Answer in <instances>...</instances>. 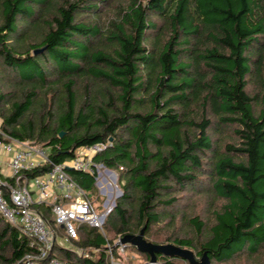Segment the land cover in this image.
I'll use <instances>...</instances> for the list:
<instances>
[{
  "label": "trees",
  "instance_id": "16d2710c",
  "mask_svg": "<svg viewBox=\"0 0 264 264\" xmlns=\"http://www.w3.org/2000/svg\"><path fill=\"white\" fill-rule=\"evenodd\" d=\"M0 68L5 132L48 149L57 164L99 144L94 160L121 169L108 235L79 229L78 245L98 251L55 247L56 255L108 264V242L145 228L148 241L206 253L210 264H264V0H0ZM68 172L96 192L94 176ZM194 195L214 207L186 215L181 234L177 209ZM36 207L54 226L50 207ZM32 251L0 214V264ZM156 263L190 264L163 254Z\"/></svg>",
  "mask_w": 264,
  "mask_h": 264
},
{
  "label": "built area",
  "instance_id": "2783aa9c",
  "mask_svg": "<svg viewBox=\"0 0 264 264\" xmlns=\"http://www.w3.org/2000/svg\"><path fill=\"white\" fill-rule=\"evenodd\" d=\"M102 149L99 144L83 146L76 150L72 159L62 164L53 163L44 147L9 135L2 129L0 121V150L10 154L7 162L10 176L3 175L0 168V174L6 178L0 176V214L29 239L33 248L19 264H74L56 255L53 251L55 247L85 257L90 256L91 251H98L80 246L77 242L80 240L79 229L84 226L106 236V221L121 196L119 192L116 196L112 192L116 174L114 169L94 160ZM48 162L52 168L45 174L24 182L18 181L25 171ZM69 168L94 176L96 197L69 174ZM7 177L15 179V183L9 182ZM41 203L50 207L54 226L36 207ZM121 238L116 239L114 246L107 243L108 264H133L127 256L130 244L121 243ZM115 247L119 249L118 259L115 257Z\"/></svg>",
  "mask_w": 264,
  "mask_h": 264
},
{
  "label": "rangeland",
  "instance_id": "374dc122",
  "mask_svg": "<svg viewBox=\"0 0 264 264\" xmlns=\"http://www.w3.org/2000/svg\"><path fill=\"white\" fill-rule=\"evenodd\" d=\"M121 2V0H112V4L115 5V7ZM52 10V9H51ZM154 37V36H152ZM152 40H155L154 38ZM152 42V41H151ZM34 53V51H33ZM0 73H3V69L0 68ZM258 85L256 82H254V80L250 79V83H249V91L250 92H255L258 89ZM228 135H223L220 137L219 139V145L222 146L223 142L225 140H227ZM40 147V146H39ZM48 150V149H47ZM48 152V151H47ZM115 171V177H114V182H113V194L116 196L117 193H121V196L123 195V190H122V185L124 184V180L122 181L121 179V169H116L114 168ZM108 192H110V190L108 189ZM91 194L96 197V192L93 191L91 192ZM120 196V197H121ZM119 197V198H120ZM118 198V199H119ZM185 200H181L180 204L182 203V205H180L178 207V214H177V219H176V225L175 227L178 228L179 232L181 234H185L186 230L188 229V223H187V216H189L192 213H200L202 215H206L209 212L207 211L209 208L212 209L214 207V205H210V202L208 200V198L205 196H201L199 197L198 195H194V197L192 198L191 196H186V198H184ZM165 226V221L156 224L154 226L155 229H158L159 232H162V228ZM84 231L83 232H88L90 230H93L92 228L88 227V226H84L83 227ZM164 229V228H163ZM106 233L108 235V230H106ZM62 234V233H61ZM116 242V240H115ZM114 242V244H115ZM114 244H112L114 246ZM130 246L129 245L127 251H128V258L129 261L133 264H157V263H152L150 261V263H147L143 258H141L140 255H138L137 253H135L134 251L130 250ZM108 250V249H107ZM115 257L118 259L120 257L119 255V249L116 248L115 249ZM263 261H261L260 263H256L255 262V258H240L238 260L235 261H230L227 264H263Z\"/></svg>",
  "mask_w": 264,
  "mask_h": 264
},
{
  "label": "water",
  "instance_id": "95a60500",
  "mask_svg": "<svg viewBox=\"0 0 264 264\" xmlns=\"http://www.w3.org/2000/svg\"><path fill=\"white\" fill-rule=\"evenodd\" d=\"M40 50H35V54ZM63 135V133H61ZM70 169V168H69ZM145 228L141 229L137 234H127L121 238V243L130 244L140 252L148 253L151 256V262H157V255L163 254L165 256H177L189 261L190 264H210V259L206 253L198 259L193 250L177 246L173 243L157 244L152 241H148L144 236Z\"/></svg>",
  "mask_w": 264,
  "mask_h": 264
},
{
  "label": "crops",
  "instance_id": "0c3cea01",
  "mask_svg": "<svg viewBox=\"0 0 264 264\" xmlns=\"http://www.w3.org/2000/svg\"><path fill=\"white\" fill-rule=\"evenodd\" d=\"M10 158V154L0 150V168L3 172V175L10 176V171L7 166L8 159Z\"/></svg>",
  "mask_w": 264,
  "mask_h": 264
}]
</instances>
